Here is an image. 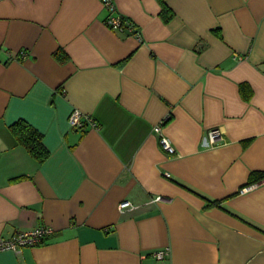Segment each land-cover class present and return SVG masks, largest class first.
<instances>
[{
  "label": "crops",
  "instance_id": "1",
  "mask_svg": "<svg viewBox=\"0 0 264 264\" xmlns=\"http://www.w3.org/2000/svg\"><path fill=\"white\" fill-rule=\"evenodd\" d=\"M115 4L141 40L99 0H0V238L54 231L0 264H264V0Z\"/></svg>",
  "mask_w": 264,
  "mask_h": 264
},
{
  "label": "built area",
  "instance_id": "2",
  "mask_svg": "<svg viewBox=\"0 0 264 264\" xmlns=\"http://www.w3.org/2000/svg\"><path fill=\"white\" fill-rule=\"evenodd\" d=\"M104 9L107 12V17L105 19L106 26L116 32H121L124 34L131 35L138 40H141L140 31L136 28L135 24L130 20L126 19L121 15L116 8L115 0H99ZM169 118H166L160 125L154 128V134L159 138L161 148L164 152L174 155L176 150L170 143V141L164 136L162 132V126L167 122ZM68 123L72 129H84L87 125L97 128V123L89 115H85L78 110L72 111L69 115ZM225 141L224 136L221 131L217 128L211 129L208 132V143L209 146L214 147L219 143ZM169 177V175H167ZM249 188L242 190V192L248 191ZM163 198L157 197L152 202L158 203L162 202ZM132 210L134 209L133 204L130 201H125L120 205V210ZM53 229L47 227H39L33 231H25L14 234L9 239L0 238V253L6 251L19 252L24 248L41 246L48 238L53 234ZM167 252L159 251L154 253V257L162 261L165 259Z\"/></svg>",
  "mask_w": 264,
  "mask_h": 264
},
{
  "label": "trees",
  "instance_id": "3",
  "mask_svg": "<svg viewBox=\"0 0 264 264\" xmlns=\"http://www.w3.org/2000/svg\"><path fill=\"white\" fill-rule=\"evenodd\" d=\"M56 56L61 63L66 61V57H63L60 53H57ZM10 131L16 141L22 145L37 162L43 163L48 158L49 151L44 146L43 136L30 124L25 121H18L10 126ZM261 180H264V174L252 173L248 186Z\"/></svg>",
  "mask_w": 264,
  "mask_h": 264
}]
</instances>
